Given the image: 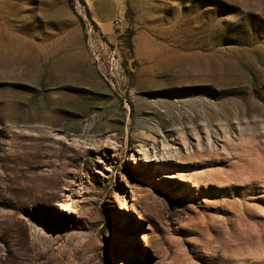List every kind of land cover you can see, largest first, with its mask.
Here are the masks:
<instances>
[{
	"label": "rangeland",
	"instance_id": "obj_1",
	"mask_svg": "<svg viewBox=\"0 0 264 264\" xmlns=\"http://www.w3.org/2000/svg\"><path fill=\"white\" fill-rule=\"evenodd\" d=\"M119 4L0 0V264H264V0ZM211 52L243 113L166 115Z\"/></svg>",
	"mask_w": 264,
	"mask_h": 264
},
{
	"label": "bare ground",
	"instance_id": "obj_2",
	"mask_svg": "<svg viewBox=\"0 0 264 264\" xmlns=\"http://www.w3.org/2000/svg\"><path fill=\"white\" fill-rule=\"evenodd\" d=\"M211 53L212 54L199 53V54L189 55V60L190 59H191L190 61L193 60L191 63L177 65V67H178V68L176 67L177 68V75L175 77L176 82L173 85V88L167 89V90L162 89V90L164 93H170V92H174V90L177 88H181V89L185 90V93L183 95L191 97L192 99L187 101L186 105L185 104L180 105L179 107H177L176 104H174V103L168 104V103L163 102L161 105V103L158 102L160 108L165 109L166 115L173 114L174 116L178 115L179 117H181L182 112L184 111L185 114H187V116H184L182 118V120L184 123H187L190 120L195 122V120L197 119L198 116L195 113H193V110L195 108H199V110L204 111L208 117L214 118V119L219 118L221 116V112H223L226 117H229V116H232L235 114L241 115L243 113L240 111L238 113L236 111L234 112V110L231 109L230 107H228L226 104H224V103L220 104V102L218 101V99L221 97V94H219L220 92L215 90L218 87V85L216 84L215 78L217 75H219L220 68H219V65L215 61H211V59L216 56L215 52H211ZM166 59H168V58H166ZM178 60H180V59H178ZM183 60L184 59H182L181 61H183ZM166 69H168V68H166ZM166 69H163V68L156 66L154 64H152V65L150 64L145 69V71H146L145 75L147 76L148 79H151L154 75H156L160 71H165ZM54 73H55L54 70L49 71L50 75H52ZM200 79L207 82L208 84L206 83V85L201 86V84L195 83V82H200ZM188 82L191 84H189ZM204 88L215 95V98L217 100L216 101L214 100L215 102L212 104L215 109L212 106H209L205 102V100H203V98H200L201 94H202V89H204ZM197 98H199V99H197ZM248 104L249 103H247L246 110L244 112H247V108L249 107ZM220 110H222V111H220ZM259 136L263 137L262 134H260ZM255 138L256 137H254V138H247L246 137V141H252ZM261 154L264 155L263 148H262Z\"/></svg>",
	"mask_w": 264,
	"mask_h": 264
},
{
	"label": "crops",
	"instance_id": "obj_3",
	"mask_svg": "<svg viewBox=\"0 0 264 264\" xmlns=\"http://www.w3.org/2000/svg\"><path fill=\"white\" fill-rule=\"evenodd\" d=\"M90 19L103 34H109L120 20L119 0H84Z\"/></svg>",
	"mask_w": 264,
	"mask_h": 264
},
{
	"label": "built area",
	"instance_id": "obj_4",
	"mask_svg": "<svg viewBox=\"0 0 264 264\" xmlns=\"http://www.w3.org/2000/svg\"><path fill=\"white\" fill-rule=\"evenodd\" d=\"M117 23H118V21L115 22V24H117Z\"/></svg>",
	"mask_w": 264,
	"mask_h": 264
}]
</instances>
